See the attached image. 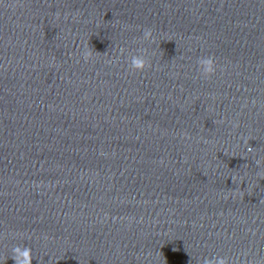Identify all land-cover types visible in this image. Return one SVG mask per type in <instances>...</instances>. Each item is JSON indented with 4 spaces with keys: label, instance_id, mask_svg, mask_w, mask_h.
<instances>
[{
    "label": "water",
    "instance_id": "obj_1",
    "mask_svg": "<svg viewBox=\"0 0 264 264\" xmlns=\"http://www.w3.org/2000/svg\"><path fill=\"white\" fill-rule=\"evenodd\" d=\"M18 245L264 264V0H0V264Z\"/></svg>",
    "mask_w": 264,
    "mask_h": 264
},
{
    "label": "clouds",
    "instance_id": "obj_2",
    "mask_svg": "<svg viewBox=\"0 0 264 264\" xmlns=\"http://www.w3.org/2000/svg\"><path fill=\"white\" fill-rule=\"evenodd\" d=\"M143 40L154 41L153 30L146 29L143 34ZM124 51L123 48L120 50ZM139 54L131 55L129 59V68L134 72H144L146 69L151 67V61L148 59L146 53L147 49L138 50ZM83 59L85 62L90 61L93 58V50L88 46H85V49L82 53ZM198 67L202 70V76L204 78H211L215 75L217 70V63L214 57L207 56L201 57L197 61ZM251 150V147H249ZM259 163V161H257ZM45 239H49L47 236ZM14 264H32L33 256L32 250L27 246H15L12 249V257ZM203 264H229L227 257H213L211 259L205 258Z\"/></svg>",
    "mask_w": 264,
    "mask_h": 264
}]
</instances>
